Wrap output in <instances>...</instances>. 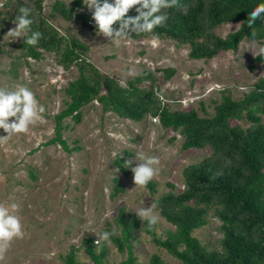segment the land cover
Instances as JSON below:
<instances>
[{"label":"rangeland","instance_id":"rangeland-1","mask_svg":"<svg viewBox=\"0 0 264 264\" xmlns=\"http://www.w3.org/2000/svg\"><path fill=\"white\" fill-rule=\"evenodd\" d=\"M57 0H43V14L53 26L69 39L76 38L88 46L84 57L93 62L105 75L118 81H128L143 70L154 76L155 99L173 108H196L202 114H212L215 102L230 94L242 98L264 76L263 59L254 58L252 48L263 45L255 39H244L235 50L221 51L208 59L189 55L190 45L174 39L148 35L134 38L130 35L115 40L93 32L78 19L67 20L53 12ZM68 4L72 0H63ZM38 11L34 1L28 0ZM12 8L0 22V87L15 88L21 84L30 87L46 106L44 121H37L25 132L7 133L0 127V201H15L19 208L25 235L14 238L10 247L0 255V264H66L62 259L74 244L81 256L88 260L82 247L85 234L98 239L120 207L131 212L134 207L155 205L161 226H168L156 207L154 195L147 185L135 186L132 165L123 172L116 158L126 156L133 164L136 152L143 151L160 157V171L154 177L158 195L168 190L173 182L178 189L185 187L184 168L198 158L212 152L204 148H183L184 137L179 130L165 128L149 114L142 121L125 118L113 111H105L95 100L83 108L82 120L71 118L65 131L70 149L59 143H50L55 134V114L68 98L65 88L77 77L78 67L64 68L56 52L39 48L40 58H35L21 47L24 36L8 35L15 26ZM239 21H229L217 27L220 35L237 29ZM254 60V65L252 61ZM174 68L168 78L166 69ZM129 69L133 71L130 73ZM150 80L145 86H150ZM264 118V113H262ZM10 120L13 117L9 118ZM233 123L249 126L246 117L233 118ZM155 131V136H152ZM111 132L112 135L108 133ZM79 146V147H78ZM115 153V155H113ZM119 177L123 190L112 195L114 178ZM221 219L210 209L209 222L194 231L204 244L222 249ZM142 242L137 250L139 260L149 263L153 252L160 253L168 264H183L166 249L155 245L140 224ZM110 259L119 264L122 253L108 239Z\"/></svg>","mask_w":264,"mask_h":264},{"label":"trees","instance_id":"trees-1","mask_svg":"<svg viewBox=\"0 0 264 264\" xmlns=\"http://www.w3.org/2000/svg\"><path fill=\"white\" fill-rule=\"evenodd\" d=\"M32 1V0H30ZM38 11L28 0H5L0 9V22L8 8L19 14L21 5L31 8L32 30L42 35L36 44H28L25 37L20 44L29 55L40 58L39 48L54 51L58 62L66 69L78 67V75L65 88L68 98L64 107L55 114V134L50 143H59L70 149L65 131L71 118L75 123L82 120L83 108L92 101H99L105 111H113L135 121L144 120L149 114L165 128L179 130L184 137L183 148H204L212 152L189 163L184 168L183 189L168 182V190L158 193L157 181L147 184L154 195L156 207L168 222L161 226L159 221L150 225L131 212L120 207L115 217V227L106 224L112 242L122 253L119 264H144L137 250L142 242L139 227L143 221L144 231L157 246L164 248L183 264H264V76L260 77L251 91L242 98L230 94L215 102L212 114H202L196 108H173L167 103L157 102L153 83L155 78L148 70L135 75L124 87L119 81L102 73L98 67L84 57L88 46L76 38L69 39L48 22L43 14V0H33ZM259 0H176L165 9V23L157 25L152 32H133L134 38L154 35L174 39L190 45L189 55L196 59H208L221 51L235 50L244 39H255L264 45V19L256 18L254 24L247 23L249 10ZM53 12L64 19H78L91 29L95 24L90 10L83 0H72L69 4L57 0ZM130 14H136L135 8ZM3 19V20H2ZM229 21H239L237 29L223 36L217 27ZM263 59V55L255 58ZM254 65V60L251 63ZM174 68L166 69L169 78ZM151 81V85L143 83ZM246 117L249 126L233 123V118ZM79 147V146H78ZM126 156L120 155L116 163L128 173ZM112 195L123 190L119 177L114 178ZM210 209L221 219L223 230L222 249L209 247L194 234L209 222ZM108 239H98L85 234L82 247L88 257L85 260L80 248L72 245L62 254L66 264H115L110 259ZM148 264H168L158 252L150 255Z\"/></svg>","mask_w":264,"mask_h":264},{"label":"clouds","instance_id":"clouds-1","mask_svg":"<svg viewBox=\"0 0 264 264\" xmlns=\"http://www.w3.org/2000/svg\"><path fill=\"white\" fill-rule=\"evenodd\" d=\"M176 0H83V3L91 12L95 30L109 39L115 40L136 32H152L153 29L167 20L168 13L165 9L172 6ZM135 8L136 14H130V9ZM31 8L21 5L19 14L14 18L15 26L10 28L8 35L24 36L28 44H36L42 33L32 30L28 34L32 24L30 16ZM256 18L264 19V0H259L250 10L247 23L254 24ZM255 55L264 54V45L259 49L252 48ZM133 70L129 69L131 73ZM120 86H126L125 79L119 80ZM46 106L39 101L35 92L25 84L15 88L0 87V127L6 135L25 132L37 121H44ZM13 117V119H9ZM112 135L111 132L108 133ZM152 136H155L153 131ZM115 155V153L113 154ZM138 163L125 160V165H132L133 180L135 186H145L160 171V157L138 151L134 157ZM134 207L138 217L150 225L158 222V213L154 210L153 202L150 206ZM18 203L12 201L5 203L0 201V255L7 251L14 238H22L25 235L23 221L17 213ZM110 236L108 230L98 232V240H107Z\"/></svg>","mask_w":264,"mask_h":264},{"label":"built area","instance_id":"built-area-1","mask_svg":"<svg viewBox=\"0 0 264 264\" xmlns=\"http://www.w3.org/2000/svg\"><path fill=\"white\" fill-rule=\"evenodd\" d=\"M4 2H5V0H0V9L4 5ZM153 119L156 121L157 120V116H154Z\"/></svg>","mask_w":264,"mask_h":264}]
</instances>
